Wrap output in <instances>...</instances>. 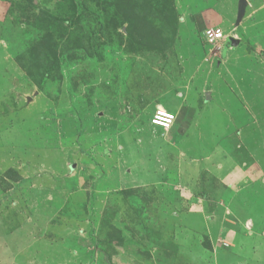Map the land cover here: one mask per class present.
Here are the masks:
<instances>
[{"label":"rangeland","instance_id":"1","mask_svg":"<svg viewBox=\"0 0 264 264\" xmlns=\"http://www.w3.org/2000/svg\"><path fill=\"white\" fill-rule=\"evenodd\" d=\"M185 230L264 264V0H0V264H203Z\"/></svg>","mask_w":264,"mask_h":264},{"label":"crops","instance_id":"2","mask_svg":"<svg viewBox=\"0 0 264 264\" xmlns=\"http://www.w3.org/2000/svg\"><path fill=\"white\" fill-rule=\"evenodd\" d=\"M237 38H236V36L232 35V33L231 34H227L226 39L222 43H223L224 47L226 48L228 45H230V43L234 42ZM206 219H207L206 226H208V227H209V225H211L212 223H214L216 221L215 216H209L207 214V212L203 215V220L205 222H206ZM223 227H224L223 225L220 226L219 231L216 233V235L219 236V237H223L222 240L227 243V241H228L227 239H229L231 235H230V233L227 230H224ZM14 229L15 228H13V230ZM16 231L17 230H15L14 233ZM185 231H186V233L181 234V238L183 239L182 243L184 244V246L187 247V248H190V251H192V253L201 262H203V264H217V259H216V256H215L216 252L214 251V249L216 250V245H219L218 243L222 242V240H220L219 237H218V239H216V237H215L214 241H213V238H211V236H210L209 239L211 241L210 244H211L212 247L209 248V247L203 246L202 240H199L200 238H198V240H196V242L193 241L195 239V236H197L196 233H194V232H192L190 230H185ZM7 233H9V232H7ZM2 237L3 236L0 235V241L2 240ZM227 245H229V243H227ZM257 245H261V244L257 243ZM231 247H233V244H232ZM262 262H264V258L263 257H262L261 263Z\"/></svg>","mask_w":264,"mask_h":264},{"label":"built area","instance_id":"3","mask_svg":"<svg viewBox=\"0 0 264 264\" xmlns=\"http://www.w3.org/2000/svg\"><path fill=\"white\" fill-rule=\"evenodd\" d=\"M203 38L208 43H217L223 42L226 39V35L222 28L211 27L203 31ZM176 120V115L164 108H160L154 112L151 122L155 128L169 132L173 128Z\"/></svg>","mask_w":264,"mask_h":264}]
</instances>
